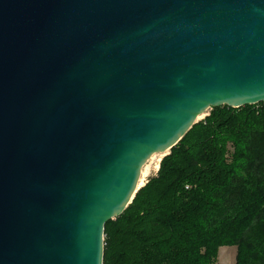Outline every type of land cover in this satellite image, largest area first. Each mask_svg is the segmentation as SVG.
Listing matches in <instances>:
<instances>
[{"label": "water", "instance_id": "obj_1", "mask_svg": "<svg viewBox=\"0 0 264 264\" xmlns=\"http://www.w3.org/2000/svg\"><path fill=\"white\" fill-rule=\"evenodd\" d=\"M264 103V0H0V264H104L144 167Z\"/></svg>", "mask_w": 264, "mask_h": 264}, {"label": "trees", "instance_id": "obj_2", "mask_svg": "<svg viewBox=\"0 0 264 264\" xmlns=\"http://www.w3.org/2000/svg\"><path fill=\"white\" fill-rule=\"evenodd\" d=\"M235 245L237 264H264V103L193 126L106 224L104 264H213Z\"/></svg>", "mask_w": 264, "mask_h": 264}, {"label": "rangeland", "instance_id": "obj_3", "mask_svg": "<svg viewBox=\"0 0 264 264\" xmlns=\"http://www.w3.org/2000/svg\"><path fill=\"white\" fill-rule=\"evenodd\" d=\"M224 107V106H223ZM222 108V107H220ZM231 108V107H229ZM235 109V108H233ZM239 109V108H238ZM212 110L208 111L206 114L199 118V122L205 120L208 116L211 115ZM198 122V123H199ZM170 154V151L162 155H155L148 164L144 167L141 177V184L144 186L150 178H153L157 175L159 170H156V166L159 160H163L167 155ZM161 164V163H160ZM249 223V220H246L242 227L244 228ZM238 256V246H221L218 248L217 258L213 264H237Z\"/></svg>", "mask_w": 264, "mask_h": 264}, {"label": "bare ground", "instance_id": "obj_4", "mask_svg": "<svg viewBox=\"0 0 264 264\" xmlns=\"http://www.w3.org/2000/svg\"><path fill=\"white\" fill-rule=\"evenodd\" d=\"M159 155H163L164 156V154H159ZM160 163H161V160H159L158 161V164H157V166H156V170H159L160 169ZM143 185L142 184H140V187H142Z\"/></svg>", "mask_w": 264, "mask_h": 264}]
</instances>
